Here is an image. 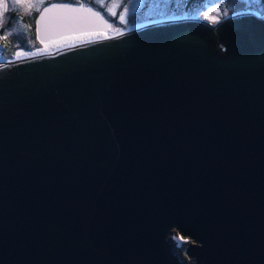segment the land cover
Here are the masks:
<instances>
[{"label": "water", "instance_id": "95a60500", "mask_svg": "<svg viewBox=\"0 0 264 264\" xmlns=\"http://www.w3.org/2000/svg\"><path fill=\"white\" fill-rule=\"evenodd\" d=\"M44 8L40 34L113 27ZM238 13L0 61V264H264V18Z\"/></svg>", "mask_w": 264, "mask_h": 264}, {"label": "rangeland", "instance_id": "374dc122", "mask_svg": "<svg viewBox=\"0 0 264 264\" xmlns=\"http://www.w3.org/2000/svg\"><path fill=\"white\" fill-rule=\"evenodd\" d=\"M45 1V0H41ZM52 1V0H47ZM75 5H84L103 15L114 28L128 29L134 26L160 20H170L171 18H184L196 16L213 24L222 18L238 12H246L247 8L241 4L240 0H72ZM261 1V0H260ZM261 2L252 5L253 12L264 13ZM118 4L119 7L109 6ZM190 4V7H188ZM104 5V6H102ZM127 8L125 21L119 20L123 10ZM215 8L217 11L212 12ZM114 12L115 15L111 13ZM211 15L214 19H209ZM50 44V43H49ZM47 44V45H49ZM46 47V46H45ZM44 47V48H45ZM43 48V49H44ZM169 239L175 247V251L183 256V250L190 241L181 236L178 231L171 230ZM187 260V259H185Z\"/></svg>", "mask_w": 264, "mask_h": 264}, {"label": "flooded vegetation", "instance_id": "af4514ba", "mask_svg": "<svg viewBox=\"0 0 264 264\" xmlns=\"http://www.w3.org/2000/svg\"><path fill=\"white\" fill-rule=\"evenodd\" d=\"M5 3L10 6L7 10L4 8ZM14 3L40 4L41 7L40 11L32 10L31 12L23 8L13 10L11 5ZM54 3L74 4L72 0H0V61L14 59L17 57V53L37 52L49 43L73 36L57 37L54 33H45V35L38 33L37 21L41 10Z\"/></svg>", "mask_w": 264, "mask_h": 264}, {"label": "bare ground", "instance_id": "6f19581e", "mask_svg": "<svg viewBox=\"0 0 264 264\" xmlns=\"http://www.w3.org/2000/svg\"><path fill=\"white\" fill-rule=\"evenodd\" d=\"M171 19H175V18H171ZM157 21H160V20H157ZM153 22H155V21L140 24V25L150 24ZM134 27H139V25L134 26ZM122 31H123V29L121 30V29H117V28L112 27L109 30V32H107V33L99 32V33H87V34H82V35H73L71 37H67V38H63V39L54 41L53 43L46 45V47L44 49L39 50L37 52L25 53V54L20 53V55H17V57L15 59H23V58L27 57L28 55H40L43 53H52V52L59 50L63 47H68L71 45H76V44L84 43L87 41H94V40L103 39V38L108 37L109 35H116Z\"/></svg>", "mask_w": 264, "mask_h": 264}, {"label": "snow or ice", "instance_id": "6c2138e0", "mask_svg": "<svg viewBox=\"0 0 264 264\" xmlns=\"http://www.w3.org/2000/svg\"><path fill=\"white\" fill-rule=\"evenodd\" d=\"M241 4L244 5L247 10L249 12H251L252 10V5L255 4V3H259L260 0H240ZM104 6V5H102ZM10 6L8 4H4V8L5 10H7ZM40 7L41 5L40 4H33V3H27V4H21V3H14L11 5V8L13 10H16V9H19V8H23L25 10H27L28 12H31L32 10H36V11H40ZM112 7H119L118 4H113L111 6H109L108 10L109 12H111V8ZM54 8H56L55 5L51 6V7H46L44 8V12L47 13V12H51ZM79 8L83 9L84 8V5H79ZM64 11H68V12H72V11H75V9H64ZM85 11H87L90 15L92 16H95L97 19H100L102 22H103V18L99 16V13L97 12H93L91 9H85ZM212 12H216L217 10L215 8H213L211 10ZM128 12V9L125 8L123 10V13L120 15L119 17V20L121 23H124L125 21V14ZM112 15H115L114 12L111 13ZM242 13H234V15H241ZM254 15H258L260 16L261 18H264V13H259V12H255V13H252ZM45 17H44V14L42 13L41 16H40V20H43ZM209 19H214L211 15H209L208 17ZM37 23H39V21H37ZM5 39H7V37H5ZM17 55H20V53H17Z\"/></svg>", "mask_w": 264, "mask_h": 264}, {"label": "trees", "instance_id": "16d2710c", "mask_svg": "<svg viewBox=\"0 0 264 264\" xmlns=\"http://www.w3.org/2000/svg\"><path fill=\"white\" fill-rule=\"evenodd\" d=\"M260 2H261L260 3L261 4V8H262V10L264 12V0H261ZM188 7H190V4H188Z\"/></svg>", "mask_w": 264, "mask_h": 264}]
</instances>
